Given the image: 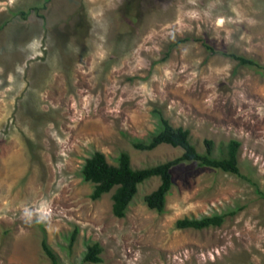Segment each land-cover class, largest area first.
<instances>
[{
    "label": "rangeland",
    "instance_id": "374dc122",
    "mask_svg": "<svg viewBox=\"0 0 264 264\" xmlns=\"http://www.w3.org/2000/svg\"><path fill=\"white\" fill-rule=\"evenodd\" d=\"M202 42L264 65V0H0V264H52L42 240L56 264H264V71ZM156 111L200 152L237 139L239 174L180 163L162 212L143 201L151 177L115 217L112 191L92 200L80 169L94 151L135 168L180 155L131 146ZM92 242L100 263L83 260Z\"/></svg>",
    "mask_w": 264,
    "mask_h": 264
},
{
    "label": "trees",
    "instance_id": "16d2710c",
    "mask_svg": "<svg viewBox=\"0 0 264 264\" xmlns=\"http://www.w3.org/2000/svg\"><path fill=\"white\" fill-rule=\"evenodd\" d=\"M37 6L31 7L36 9ZM23 17L27 12L19 11ZM188 38H181L168 46L170 50L174 45L187 41ZM209 54L220 53L226 57L234 59L239 65L264 71V65L256 60L237 54L232 51H217L211 45L202 42ZM167 51L165 56L168 55ZM157 128L146 139H133L131 146L138 151H150L161 144H168L173 147H180L182 153L172 159L157 163L155 165L135 168L131 165V158L127 151H120L116 158V163L107 161L104 153L94 151L84 160L80 169V175L85 182L92 183V190L89 194L92 200L100 199L104 194L112 191L111 212L115 217L125 216L129 205L138 192V187L145 180L151 177H158L159 183L155 189L143 196L146 206L157 212H162L165 207L166 195L172 186L171 169L184 162L195 161L201 166H207L239 174L238 154L240 142L237 139H230L221 149V155H214V143L211 139H204V150L198 151L191 143L189 130L181 126L174 127L162 113L156 111ZM240 207L226 210L224 212L202 217H183L175 222V227L179 229L192 228L203 229L210 226L221 225L226 217L235 215ZM44 253L51 259L52 264H56V258L48 248L45 240L41 242ZM102 247L98 242H92L86 246L83 260L90 263H100Z\"/></svg>",
    "mask_w": 264,
    "mask_h": 264
}]
</instances>
